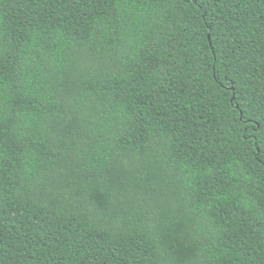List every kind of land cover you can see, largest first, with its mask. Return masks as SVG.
I'll return each mask as SVG.
<instances>
[{
	"label": "trees",
	"instance_id": "1",
	"mask_svg": "<svg viewBox=\"0 0 264 264\" xmlns=\"http://www.w3.org/2000/svg\"><path fill=\"white\" fill-rule=\"evenodd\" d=\"M0 264H264V0H0Z\"/></svg>",
	"mask_w": 264,
	"mask_h": 264
}]
</instances>
